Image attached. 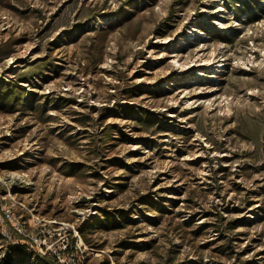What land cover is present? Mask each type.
<instances>
[{"label": "rangeland", "instance_id": "1", "mask_svg": "<svg viewBox=\"0 0 264 264\" xmlns=\"http://www.w3.org/2000/svg\"><path fill=\"white\" fill-rule=\"evenodd\" d=\"M248 1L0 0V78L41 72L29 106L0 110V264L20 245L27 264H264V1ZM103 210L123 226L82 237Z\"/></svg>", "mask_w": 264, "mask_h": 264}, {"label": "trees", "instance_id": "2", "mask_svg": "<svg viewBox=\"0 0 264 264\" xmlns=\"http://www.w3.org/2000/svg\"><path fill=\"white\" fill-rule=\"evenodd\" d=\"M264 1V0H263ZM235 7L242 6V11L247 13L249 16L253 15V6L255 3L250 2L248 0H234ZM239 17V16H238ZM227 39H230L227 37ZM33 70L28 69L23 71L20 74L15 75V79L12 81H5L3 78H0V110H6L9 113H15L18 110H22L30 105L33 100L34 93L32 91H25L22 83L29 84L35 76H38L40 73L32 74ZM129 106V105H125ZM126 116H134L136 115L135 110L129 106L127 109L124 107L122 110ZM115 113H119L118 111ZM139 120L143 122H149L151 120V116L146 112H141L137 114ZM109 132L111 133L112 131ZM104 138L106 141L110 139H114L107 130L103 131ZM141 201L146 204H150L152 207H156L157 201L153 197L142 198ZM119 215L115 214V212L111 210H103L101 211V216L97 217L93 223L85 224L83 227L79 228L80 234L85 238L87 229L93 227V225L97 226V228L102 230H110L122 227L121 221L123 219H119ZM233 224L230 225V229L234 228ZM13 254L9 255V260L16 261L18 260L19 264H27L30 255L27 253L28 248L25 245H20L17 248L12 249ZM37 259L40 261V264H61L59 259L55 256H52L50 253L37 255Z\"/></svg>", "mask_w": 264, "mask_h": 264}]
</instances>
